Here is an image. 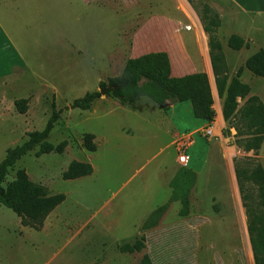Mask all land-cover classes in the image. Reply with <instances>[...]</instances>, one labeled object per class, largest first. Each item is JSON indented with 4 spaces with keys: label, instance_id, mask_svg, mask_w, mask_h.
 I'll list each match as a JSON object with an SVG mask.
<instances>
[{
    "label": "rangeland",
    "instance_id": "obj_1",
    "mask_svg": "<svg viewBox=\"0 0 264 264\" xmlns=\"http://www.w3.org/2000/svg\"><path fill=\"white\" fill-rule=\"evenodd\" d=\"M34 1L44 5V10L35 11L38 8L29 0L20 18L21 26L14 30L26 69L19 86L0 93V160L7 149L23 143L29 132L41 130L56 110L58 118L48 141L56 145L66 140L64 150L38 154L36 146L17 159L5 182L23 168L48 194L64 193L65 199L48 214L41 229L25 224L0 204V264H140L145 254L154 264H254L236 177L220 154L229 152L233 163L234 158L252 156L264 166V140L256 155L243 153L233 143L235 130H225L227 122L219 112L223 99L214 87L213 122L220 127L211 136L203 134L205 128L191 133L195 144L181 150L189 156L186 165L192 170L200 165L199 156L207 139L213 153L196 174L189 212L179 215L180 202L171 201L149 229L142 227L145 219L172 194L169 182L176 173L174 159L179 155L174 143L170 144L173 134L177 129L184 128L187 133L195 127L189 121L193 118L190 102L175 103V113L185 118L182 124L147 96L125 104L100 93L88 110L73 107L72 102L86 92L99 91V81L119 75L128 58L167 49V45L173 50L169 57L171 75L202 69L200 43L201 37L207 36L200 21L203 4L219 17L217 36L232 77L250 54L264 47V14L241 10L237 14L228 0H192L183 20L191 29L160 21L162 36H151L148 43L163 46H141L134 40V47L124 46L117 52L111 72L104 56L111 45L121 43L115 27L119 28L124 18L112 16L96 3L85 6L80 0ZM263 2L247 1L250 5ZM233 33L247 39L248 47L231 49L227 40ZM197 55L199 60L189 59ZM240 79L249 84L250 94L264 102V77L243 67ZM17 98L27 99L24 113L14 106ZM85 133L94 135L95 151L82 145ZM72 160L90 163L92 173L63 179L61 174ZM142 235L141 250L120 251V245Z\"/></svg>",
    "mask_w": 264,
    "mask_h": 264
},
{
    "label": "trees",
    "instance_id": "obj_2",
    "mask_svg": "<svg viewBox=\"0 0 264 264\" xmlns=\"http://www.w3.org/2000/svg\"><path fill=\"white\" fill-rule=\"evenodd\" d=\"M191 2L192 0H187ZM202 28L207 34L208 55L213 74L214 88L222 98L221 114L227 122L226 131L235 130L233 143L243 151L257 154L264 140V102L256 94H250L248 83L240 79L243 67L253 75L264 77V47L249 55L243 66L238 67L234 76L230 77L226 58L217 36L220 20L217 13L207 4L200 11ZM227 45L234 50L248 47V42L238 34L228 37ZM99 88L109 86L105 94L121 103L130 104L137 97L147 96L162 108H166L168 100L175 102L188 101L195 118L208 123L214 120V94L211 80L204 71L187 73L181 76L171 75L169 56L165 51H153L130 57L126 60L119 75L109 77L107 82L99 81ZM99 91L86 92L72 102L73 107L82 110L91 108ZM14 106L20 113L27 109V99L17 98ZM58 118L53 110L51 116L41 130L28 133V138L12 148L7 149L5 157L0 160V204L10 208L16 215L24 219L25 224L34 229H41L48 214L64 199V193L48 194L46 188L34 183L23 168L15 171L14 178L5 182L8 170L17 159L38 146L37 153L55 151L61 153L66 144L62 140L56 145L48 141V136ZM222 133L225 135V131ZM82 145L88 151H95L96 144L92 133L83 135ZM236 182L246 215V226L253 254L254 264H264V166L252 156L234 158ZM92 165L86 161L72 160L62 172L63 179H74L91 174ZM196 173L189 167L182 166L175 173L169 184L172 194L168 202L150 212L142 227L149 229L155 226L168 209L171 201L178 200V214L185 216L189 212V194L194 185ZM144 247V236L134 242L123 243L120 251L132 253ZM99 264V263H93ZM140 264H154L151 257L145 254Z\"/></svg>",
    "mask_w": 264,
    "mask_h": 264
},
{
    "label": "crops",
    "instance_id": "obj_3",
    "mask_svg": "<svg viewBox=\"0 0 264 264\" xmlns=\"http://www.w3.org/2000/svg\"><path fill=\"white\" fill-rule=\"evenodd\" d=\"M247 1L248 0H246V3H244L243 1L240 0H228V2L233 6L234 8L233 10L237 14L239 13V10L252 14H258V15L264 14V2L259 5H250L247 3ZM28 3L29 0H0V93L1 94L4 93V90L6 88H13L16 85L19 86L21 79L23 77L22 72L24 71V68L26 69L25 67L26 61L24 59L20 47L18 46V43L15 41L16 38L14 35V30L20 28L21 26L20 18L22 19V14L26 12L27 9L25 8V6ZM92 3H96L98 6L103 7L105 9V12L108 11V13H112V16L117 17L118 15H120V17L124 18L123 24L120 25L119 28L115 27V30L119 35V39L121 40V43L111 45L104 56L105 62L107 63L108 66L107 70L111 72L112 69L115 68L114 63H116L117 61L116 58L117 52L123 51L124 46L126 47L129 46L131 48L134 47L135 46L134 40H136L137 43H139V45L141 46H147V45L163 46V43H154V44L148 43L149 37L162 36L163 28L158 24L160 21L168 20L172 24H175L177 26L180 23L182 29L184 28V26L186 27V29H191V25H186L185 22H183L184 18H186L185 13L189 12L188 8L190 7L189 2L187 0H80V5L89 6ZM33 5H36L38 9H35V11L38 12H41L45 8L44 5L40 6L39 3H35L34 0H33ZM65 6L68 7L69 3H67ZM15 15L17 16V19H15ZM137 31H139L140 33L137 34ZM201 38L202 39L200 43V52H201L200 55H202L203 57L204 64L203 67H201L202 69H196L195 71L192 72L204 71L208 74V71H210L211 74H208V76L210 80L211 79L213 80V74L211 71L210 60L208 55L207 36L206 39H204L203 37ZM245 41L248 42L247 39H245ZM169 47L170 46L167 45V49L164 48V49H160L159 51L161 50L165 51L170 57V52L173 50H171ZM242 48H247V47H242ZM189 59L191 61L193 60L197 61L199 60V56L198 55L195 57L190 56ZM212 83L214 82H211V85ZM212 87H214V84L212 85ZM175 103L177 102H171L170 100H168L166 102L165 112H167L168 116L170 117L176 116L177 119L179 120V123L182 124L184 123L183 120L185 118H182L181 116L175 113L177 108V105ZM130 109L131 111H133L132 108ZM219 112L221 113V111ZM191 113H192V109H191ZM189 121L195 125L193 129H191L187 133L182 131L184 130V128L179 130L177 129L173 134V139L170 141V144L174 143V147L176 148V150L181 142L185 143V145L183 146L184 150H186L187 147H190L195 144V141L191 137V133L195 131L203 130V128L212 127V131L215 134L216 128L220 127L217 126L213 128L215 122L212 121L208 123L206 121L197 119L194 116L193 118H189ZM207 141L208 142L204 145L203 151H201L199 156L200 165L198 168L196 167L194 169L196 174L200 173L201 169L208 163V159L213 155V153L210 150L211 141H209L208 139ZM242 152L246 153V151H242ZM220 156H221V160L224 159L227 165L229 166L231 175L235 177L234 168L232 166L233 161L230 153L223 152L220 154ZM174 164L176 166L175 172H177L176 170H178L180 167L183 166V165L177 166L178 164L177 155L174 159ZM221 164L222 166H224V163ZM186 167L188 166L186 165ZM193 188L194 187H192L190 190V195ZM233 197L235 201H237L238 196L236 190H234Z\"/></svg>",
    "mask_w": 264,
    "mask_h": 264
},
{
    "label": "built area",
    "instance_id": "obj_4",
    "mask_svg": "<svg viewBox=\"0 0 264 264\" xmlns=\"http://www.w3.org/2000/svg\"><path fill=\"white\" fill-rule=\"evenodd\" d=\"M203 134L206 136L213 135L212 127L205 128ZM184 145H185V143L181 142L179 144V147L177 148V151L179 152V155H177V161L180 165L186 166V164L188 163V160H189V156L186 154L185 151H181V150H183L182 148Z\"/></svg>",
    "mask_w": 264,
    "mask_h": 264
},
{
    "label": "water",
    "instance_id": "obj_5",
    "mask_svg": "<svg viewBox=\"0 0 264 264\" xmlns=\"http://www.w3.org/2000/svg\"><path fill=\"white\" fill-rule=\"evenodd\" d=\"M214 82V81H213ZM109 86H106L105 88H100L99 92L102 94H105L106 90L108 89Z\"/></svg>",
    "mask_w": 264,
    "mask_h": 264
},
{
    "label": "bare ground",
    "instance_id": "obj_6",
    "mask_svg": "<svg viewBox=\"0 0 264 264\" xmlns=\"http://www.w3.org/2000/svg\"><path fill=\"white\" fill-rule=\"evenodd\" d=\"M220 118H221V117H219V120H220ZM221 120H222V119H221ZM217 123H218V122H217ZM219 123H220V122H219ZM217 126H218V125H217ZM219 126H220V125H219ZM213 128H215V125H214V127H213Z\"/></svg>",
    "mask_w": 264,
    "mask_h": 264
}]
</instances>
